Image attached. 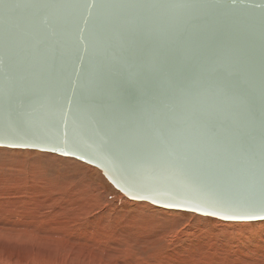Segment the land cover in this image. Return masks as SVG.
<instances>
[{
  "label": "snow or ice",
  "instance_id": "6c2138e0",
  "mask_svg": "<svg viewBox=\"0 0 264 264\" xmlns=\"http://www.w3.org/2000/svg\"><path fill=\"white\" fill-rule=\"evenodd\" d=\"M0 39V117L24 136L71 112L130 168L218 193L217 211L187 210L264 220V0H0ZM130 84L141 101L125 107ZM240 179L252 191L232 195Z\"/></svg>",
  "mask_w": 264,
  "mask_h": 264
},
{
  "label": "rangeland",
  "instance_id": "374dc122",
  "mask_svg": "<svg viewBox=\"0 0 264 264\" xmlns=\"http://www.w3.org/2000/svg\"><path fill=\"white\" fill-rule=\"evenodd\" d=\"M0 264H264V221L133 202L91 165L0 148Z\"/></svg>",
  "mask_w": 264,
  "mask_h": 264
},
{
  "label": "water",
  "instance_id": "95a60500",
  "mask_svg": "<svg viewBox=\"0 0 264 264\" xmlns=\"http://www.w3.org/2000/svg\"><path fill=\"white\" fill-rule=\"evenodd\" d=\"M40 3L52 2V0H37ZM159 3H168L171 0H157ZM177 13L168 9H157L149 15L157 20L164 21ZM242 17L243 10L233 14ZM251 36L240 37L241 43ZM3 49V41L0 39V50ZM141 101L139 91L135 85H128L120 98L121 105L127 107L138 104ZM28 133L24 136L17 129L14 122H5L0 117V147L20 150H39L45 153L72 158L97 168L115 190L133 202H148L160 209L168 211H180L194 213L205 218H213L223 222H259L254 220H225L224 215L230 212L220 211V215H203L189 211L188 208L199 206L203 212L217 211L212 206L218 193L205 187L203 184L190 177L175 171L159 174L152 168H130L125 162L113 155L107 148L104 139L98 130L85 119H77L71 112L66 121H57L51 113L44 120H38L32 127L26 128ZM35 133V137H33ZM31 138V139H30ZM18 139L29 140L27 144L12 147L11 143ZM68 153V155H64ZM252 191L251 185L242 179L238 180L231 189V194L242 196ZM133 195L137 198L133 199ZM183 201L188 203L183 208H169L165 205L176 204Z\"/></svg>",
  "mask_w": 264,
  "mask_h": 264
},
{
  "label": "bare ground",
  "instance_id": "6f19581e",
  "mask_svg": "<svg viewBox=\"0 0 264 264\" xmlns=\"http://www.w3.org/2000/svg\"><path fill=\"white\" fill-rule=\"evenodd\" d=\"M0 148H2V147H0ZM8 149H10V148H8ZM18 150H20V149H18ZM33 151V150H32ZM36 151H39V150H36ZM40 152H42V151H40ZM45 153V152H44ZM16 199V198H15ZM148 203V202H147ZM56 212V211H55ZM48 216V215H47ZM44 223V222H43ZM46 226V225H45ZM111 233V232H110ZM110 239V238H109ZM111 241V240H110ZM112 242V241H111ZM114 242V241H113ZM63 245H64V243H63ZM68 246V245H67ZM131 247V246H130ZM61 248H62V245H61ZM257 250V249H256ZM58 251V250H57ZM64 251V250H63ZM94 262H97V261H94Z\"/></svg>",
  "mask_w": 264,
  "mask_h": 264
}]
</instances>
